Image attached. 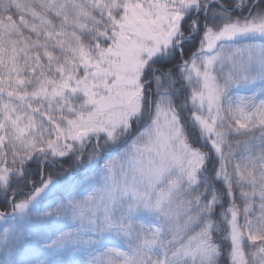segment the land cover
<instances>
[{"label":"snow or ice","instance_id":"6c2138e0","mask_svg":"<svg viewBox=\"0 0 264 264\" xmlns=\"http://www.w3.org/2000/svg\"><path fill=\"white\" fill-rule=\"evenodd\" d=\"M0 221L56 228L0 264H264V0H0Z\"/></svg>","mask_w":264,"mask_h":264},{"label":"rangeland","instance_id":"374dc122","mask_svg":"<svg viewBox=\"0 0 264 264\" xmlns=\"http://www.w3.org/2000/svg\"><path fill=\"white\" fill-rule=\"evenodd\" d=\"M259 90V87L256 88ZM102 163V162H101ZM83 169L81 173L76 172V166L73 168L74 172L65 173L62 170L59 172V179L62 180V185L60 187L62 192H66L65 197L73 194L78 188L87 187L89 184V178L92 176V172L82 167ZM57 198L60 196L58 193L56 194ZM12 224L11 221L4 222L0 221V262L4 261V256H7L10 260H15L17 262H25L29 260H43L48 253H45L41 249L37 248L30 241V237L22 232L23 223L20 222L21 234L19 238L10 243L7 247L2 243L3 230L9 227ZM25 228H28L29 231L27 233H42L44 235H50L55 232V226H47L46 222H24ZM25 241V242H24ZM28 242V243H26ZM52 259H58L64 262V264H79L81 259L83 258L78 252L73 250V246L68 245L66 249L60 250L59 254L56 256L50 257Z\"/></svg>","mask_w":264,"mask_h":264},{"label":"trees","instance_id":"16d2710c","mask_svg":"<svg viewBox=\"0 0 264 264\" xmlns=\"http://www.w3.org/2000/svg\"><path fill=\"white\" fill-rule=\"evenodd\" d=\"M257 87H259V84H258V83L255 84V85H239V86L234 87V88L232 89V94H233V95H249V94H251V92H252L253 90H256ZM256 91H257V90H256ZM257 135H259V133H257ZM237 151H238L239 153H242V152L244 151L243 145H241V146L237 149ZM82 167H83V166H76L75 171L77 170L76 172L81 173V172H82L81 169H83ZM73 168H74V166H73V161L69 160V161L63 162V167H57V168L54 169L53 171H54V174H55V173H59L60 170H62V171L65 172V173H71V172H74V169H73ZM57 193L60 195L58 198L65 197V194H66V192H65V193L62 192L61 189H59ZM22 223H23V225H22V232H24V234H26L27 236L30 237L31 234L27 233V231H29L28 228H25L24 222H22ZM37 223H39V222H37ZM47 226L52 227L53 225L48 224ZM24 242H25V241H24ZM26 243H28V242H26ZM5 260H9V258H8L7 256H4V261H5Z\"/></svg>","mask_w":264,"mask_h":264}]
</instances>
